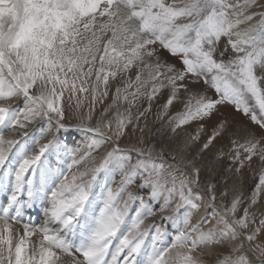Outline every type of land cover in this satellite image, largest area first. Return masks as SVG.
Here are the masks:
<instances>
[{
    "label": "snow or ice",
    "instance_id": "obj_1",
    "mask_svg": "<svg viewBox=\"0 0 264 264\" xmlns=\"http://www.w3.org/2000/svg\"><path fill=\"white\" fill-rule=\"evenodd\" d=\"M256 7L261 9L259 13L249 11ZM257 16L258 22L252 24ZM242 25L248 26L242 28ZM222 38H227V43L219 51L221 59L218 60L215 54ZM157 44L172 56L179 57L183 68L159 62L154 65L144 63V69H149L148 78L142 79L143 69H140L134 80L129 77L125 81L123 89L116 88L112 104L104 110L96 127L83 123L76 125L85 133H92L94 138L89 152L69 166L71 171L73 167L85 165L82 171L73 172L71 179L59 170L53 173L41 159L49 150H60L55 139L44 144L37 139L38 152L29 154L20 140L5 136V130L25 129L37 117L47 118L48 131L52 130L53 119L57 131L64 129V109L60 101L65 93L69 94L70 100L78 99L79 93L89 92V81L95 76L96 83L91 86L93 101L97 98L100 82L105 86L101 95L107 97L109 77L126 74L138 62L143 63L145 56H154L152 46ZM229 49L234 55L225 61L223 57ZM162 67L165 72L160 71ZM188 75L203 77L219 99L201 97L193 104L190 98L185 111L169 117V123L174 124L172 132L190 121L211 115L212 110L224 102L235 104L237 109L243 106L244 114L251 112V120L264 129V4L259 0H0V101L23 97L24 103L19 112L0 105V191L9 193L6 203L0 206V264H65L62 255L71 257V264H202L196 254L202 245L219 244L221 238L229 236L235 241L238 229L251 245L264 232L262 214L258 226L251 233H245L249 224H257V221L249 207L243 208L242 215H237L243 204L241 196L237 195L226 208V213L231 215L221 217L207 231L199 224L194 225L188 233L180 231L169 247L157 248L155 242L162 238L157 229L149 250L145 244L148 233L140 230L144 199L129 192L123 206L120 205V194L140 177L141 187H151L150 198L168 193L169 198L161 211H167L170 197L177 191L179 203L174 211L185 205L193 209L199 207L193 189L187 187L189 183H197L196 178L191 181L180 179L177 188V177L166 170L164 163L142 158L131 164L128 150L119 146L129 126L133 133L137 129L141 133L144 131L139 127V120L145 111H150L151 105L138 112L135 118L131 111L136 100L144 95L141 89L151 83V92L147 93L151 100L166 86L160 79L165 77L171 88L163 105L166 114L179 91H187L183 82ZM133 88L134 91H129ZM249 96L259 109L260 117L255 108L245 102ZM118 101L129 105L125 109L126 116L117 108ZM76 107H80L79 99ZM110 108H117L114 128L113 120L105 122L103 119ZM85 118L91 121V112ZM101 124L112 133L111 136L101 131ZM223 128L220 124L213 130L203 144V150L221 135ZM202 130L201 126L191 139H198ZM20 135L27 137L28 132ZM106 142H112L114 146L105 152L99 163L92 157L89 167L91 150ZM139 143L143 145V137ZM232 144V159L239 161L241 167L244 160L251 162L254 157L264 162V138L253 137L243 143L234 139ZM132 151L145 157L143 147H134ZM151 151V148L147 149L148 157ZM115 171L121 174L120 187L116 191L112 188H107L106 192L102 190L98 198L93 188L99 175ZM194 171L198 175L199 169ZM25 192L28 208L33 207L36 200L46 202L48 206L44 208V223L40 226L24 224L21 234L10 221L19 223L17 218L25 206L20 196ZM262 192L264 173L258 177L250 206L257 203ZM222 195L226 196L227 192ZM210 199L215 201L216 196L213 194ZM137 200L140 207L129 223L126 218L130 202ZM98 203L101 206L97 208ZM189 222L185 218V227ZM218 225L222 227L217 228ZM37 233L41 236L38 245L31 240ZM69 235L73 240L67 239ZM242 247L243 244L233 245L232 251L238 252ZM254 250L264 257V244H257ZM219 264L249 262L239 255L235 260L226 256Z\"/></svg>",
    "mask_w": 264,
    "mask_h": 264
},
{
    "label": "rangeland",
    "instance_id": "obj_2",
    "mask_svg": "<svg viewBox=\"0 0 264 264\" xmlns=\"http://www.w3.org/2000/svg\"><path fill=\"white\" fill-rule=\"evenodd\" d=\"M259 3L264 4V0H259ZM249 11L259 13L261 9L256 7L249 9ZM258 20L259 16L251 21V23L255 24ZM247 26L242 25L241 27ZM226 43L227 38H222L217 46L218 51L215 57L218 60L221 59L219 51L224 49ZM152 47L155 48L154 56H145L143 63L138 62L137 66H134L126 74L118 73L114 78L109 77L107 97L101 95L105 91V86L103 82H100L98 91L96 92L97 98L95 102L93 101L91 86L96 83L95 76L89 81V92L78 94L79 108L76 107L78 99L73 97L70 100L69 94L65 93L63 100L60 101V105L64 109L63 123L66 125L64 129L57 131L55 119H53L52 130L48 131L49 123L47 118L37 117L25 129L17 128L13 130L9 128L5 130V136L20 140L27 148L29 154L38 152L39 145L35 143L37 139L40 141V144L55 139L61 146L60 150H49L45 152L41 159L44 161L47 169H50L53 173L59 170L63 175L71 179L72 173L78 170L82 171L85 165L81 164L79 168L73 167L71 171H69V166L72 165L73 160H79L89 152V145L94 138L92 133H85L76 128V125L83 123L89 127H96L98 122L102 120L104 110L112 104L116 88L123 89L125 81L129 77L134 80L136 72L140 69H143L142 79L148 78L149 69H144V63L154 65L159 62L161 65H174L177 69L183 68L179 57L172 56L158 44ZM232 55L234 54L229 49V52L225 54L223 59L227 61ZM160 71L165 72L166 69L162 67ZM257 74L259 75V72ZM167 75H171V73H167ZM160 79L166 86L161 88L155 98L151 100L148 98L147 93L151 92V83H149L146 88L141 89L144 95H141L136 100V106L131 109L132 115L135 118L138 112L145 111L151 105L150 111H145L144 116L139 120V127L144 129L143 133L138 129L133 133L132 126H129L126 135L120 139L119 146L122 149L128 150L127 154L131 156V164H135L138 159L142 158L150 159L157 164L164 163L166 170L173 172L177 177V188H179L180 179L187 178L191 181L193 178H196L198 182L189 183L187 187L193 189V197L199 207L193 209L185 205L179 211H174L176 204L179 203V193L177 191L171 195L167 211H161L165 207V200L169 198L168 193L164 192L156 198H150L151 187H141L142 180L140 177H137L135 182L129 185L125 192L120 194L118 197L120 205L123 206V201L127 200L129 192L134 196L144 199L145 208L141 210L140 218L143 220V223L140 225V230L148 233L145 237V244L149 246V250H151L150 246L153 243L152 236L156 235L157 229L162 233V238L155 242L157 248L169 247L180 231L188 233L194 225L199 224L204 231H207L210 227L216 225V221L221 217L231 215L230 213H226V208L230 207L231 200L237 195H240L243 200V204L238 210L237 215H242L243 208L245 207H249L250 212L255 215L257 224L250 223L249 228L244 230L245 233H251L258 226L261 215L264 214V192L260 193L255 205L250 206L249 204L255 192L258 177L264 173V162H261L258 157H254L251 162L244 160L243 167H241L239 161L234 162L232 159L234 155L232 141L235 139L243 143L245 139L253 137L256 139L264 138V129L251 120V112L247 115L244 114L243 106L237 109L235 104L224 102L218 104L212 110L211 115L203 119L190 121L178 128L176 132H172L171 129L174 124L169 123V117L174 116L178 112L185 111V104L190 98L194 104L195 100L201 97L212 100L219 99V97L209 84H205L203 77L196 78L188 75L183 82L187 85V91L181 89L173 104L167 109L166 114H164L163 105L170 95L171 88L167 86V79L165 77L162 76ZM262 87H264V84H262ZM134 90L133 88L129 91ZM245 102L250 108H255L257 116L260 117L259 109L255 107L254 100L250 96L245 98ZM0 105L19 112L24 108L23 97L0 101ZM128 107L129 105L126 102H117V108L125 116L127 115L125 109ZM117 108H110L107 117H103L105 122L113 120V128L115 126L114 120ZM89 112L92 115L91 121L85 118ZM133 124H136L135 119L133 120ZM220 124L224 125L221 135L213 141L208 149L203 150V144L207 142L213 130L217 129ZM201 126L203 130L199 133V138L192 140L191 137L197 135V130ZM24 131L28 132L27 137L20 135ZM101 131L106 132L109 136L112 135L102 124ZM41 137L43 138L41 139ZM141 137H143V145L139 143ZM113 146L112 142H106L98 149H92L88 166H92V157H95L96 163H99L100 158L106 151L111 150ZM134 147L145 148V157H139L136 152L132 151ZM148 148L152 149L150 157L147 155ZM221 152H223L222 156L220 155ZM173 156H175V159H173ZM243 157L244 153L242 152L241 159ZM169 165L172 167H169ZM238 168L239 171H237ZM195 169H199L198 175L194 171ZM120 182L121 174L119 171L107 175L101 173L97 184L93 188V192L99 198L102 190L106 192L107 188H112L113 191H116L120 187ZM168 186L171 187V184ZM210 186L211 191H209ZM224 192H227L226 196L222 195ZM8 194L7 192L0 191V206L6 203ZM213 194L216 196L215 201L210 199V196ZM20 200L24 202L25 206L21 209V215L17 218L19 223L38 226L44 219L43 213L47 203L36 200L33 207L28 208L26 192L21 194ZM99 206L101 205L98 203L97 208ZM139 207L138 200L130 202L128 218H126L129 220V223L131 218L136 217V210ZM200 211H204L203 220L196 222V216ZM168 217H171V219ZM185 218H188L190 221L187 227L184 225ZM221 227L222 225L217 226V228ZM237 232L238 239L235 241L231 240L229 236L221 238V243L219 244L202 245L198 248L196 254L199 255L202 264H219V261L223 260L226 256H231L235 260L239 255L246 257L249 264H264V257L254 250L257 244H264V232L260 233L251 245L244 238V235L239 234V229ZM217 236H219V231L217 232ZM67 239L73 240V237L69 235ZM237 244H243V247L238 252H233V245ZM76 255L77 257L79 256V254Z\"/></svg>",
    "mask_w": 264,
    "mask_h": 264
},
{
    "label": "bare ground",
    "instance_id": "obj_3",
    "mask_svg": "<svg viewBox=\"0 0 264 264\" xmlns=\"http://www.w3.org/2000/svg\"><path fill=\"white\" fill-rule=\"evenodd\" d=\"M47 206H48V205H47ZM43 216H44V219L41 221V223H40L38 226H40V225H42V224L44 223V221H45V219H46L45 212L43 213ZM203 217H204V211H200V212L197 214V216H196V222H200V221H202V220H203ZM10 223H12L13 228H14L15 230H17L18 232H20L21 234H22V232H23L24 224H27V223H21V224H20V223H15V222H13V221H10ZM28 225H30V226H34V225H31V224H28ZM40 239H41V236H40L39 233H37L35 236L31 237L32 242H33L34 244H37V245H38ZM71 259H72L71 257H68V256H64V255H62V260L65 262V264H71Z\"/></svg>",
    "mask_w": 264,
    "mask_h": 264
}]
</instances>
